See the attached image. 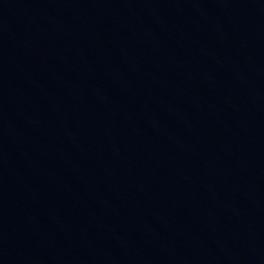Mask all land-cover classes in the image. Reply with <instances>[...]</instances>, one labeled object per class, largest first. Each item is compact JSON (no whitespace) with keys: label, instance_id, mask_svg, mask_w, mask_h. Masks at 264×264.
Wrapping results in <instances>:
<instances>
[{"label":"water","instance_id":"water-1","mask_svg":"<svg viewBox=\"0 0 264 264\" xmlns=\"http://www.w3.org/2000/svg\"><path fill=\"white\" fill-rule=\"evenodd\" d=\"M0 264H264V0H0Z\"/></svg>","mask_w":264,"mask_h":264}]
</instances>
